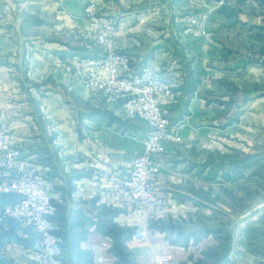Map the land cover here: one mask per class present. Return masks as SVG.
Wrapping results in <instances>:
<instances>
[{
	"label": "rangeland",
	"instance_id": "obj_1",
	"mask_svg": "<svg viewBox=\"0 0 264 264\" xmlns=\"http://www.w3.org/2000/svg\"><path fill=\"white\" fill-rule=\"evenodd\" d=\"M89 7L90 0H0V128L22 159L45 176L33 156H38L33 148L44 129L54 135L55 125L71 123L84 135L81 111L109 113L122 104L94 89L90 81L95 73L81 66L86 57L100 60L108 53L100 38L126 53L132 69L154 41L168 44L165 63H175L183 74L197 71L201 80L173 84L157 69L147 68L172 89L163 102L171 139L155 158L171 151L195 163L193 194L207 213L213 212L206 221L217 226V264L227 263L231 248L229 264H264V112L253 105L252 113L240 114L227 127L229 118L217 108V0H104L93 14ZM105 20L107 28L101 24ZM260 58L264 61V55ZM260 83L264 87V77ZM184 91L197 98L191 116L182 113ZM122 113L123 121L147 127ZM189 124L200 128L186 143L180 130ZM11 220L6 228L16 241L7 251L0 244V257L7 252L14 264H21L28 254L30 264H41L33 255L38 241L31 228Z\"/></svg>",
	"mask_w": 264,
	"mask_h": 264
},
{
	"label": "crops",
	"instance_id": "obj_2",
	"mask_svg": "<svg viewBox=\"0 0 264 264\" xmlns=\"http://www.w3.org/2000/svg\"><path fill=\"white\" fill-rule=\"evenodd\" d=\"M168 46L156 40L148 47L149 52L141 51L140 63H133V74L155 68L169 83L200 82L197 71L183 74L175 63H165ZM263 55L264 0H217V108L229 118L227 127L234 126L240 114L252 113L253 105L259 106L256 112H264V87L260 83L264 77ZM184 92L182 113L191 116L197 98L193 92ZM108 112L81 111V121L87 126L84 135L78 134L71 123L57 129L55 125L54 135L48 129L41 133L38 148L28 145L34 147L33 151L38 149V156H33L45 174L55 207L52 218L61 243L53 263L217 264V226L208 224L206 217L213 212L207 213L206 205L193 194L192 181L198 177L192 175L195 163L191 159L171 151L166 157L153 159L152 172L158 177L156 191L167 199L165 207L150 211L110 203L97 176L102 171L128 174L133 159L143 152L142 137L149 129L119 118L122 104ZM199 128L189 124L180 130L186 143ZM63 151L67 152L62 155ZM27 152L31 155L30 150ZM2 172L0 168V175ZM1 207L0 244L7 251L16 240L6 228L13 221L2 216ZM143 228L148 231L147 241L128 240L135 230ZM231 250L226 264L233 261ZM6 254L0 257V264H14V256ZM24 256L21 264H30V256Z\"/></svg>",
	"mask_w": 264,
	"mask_h": 264
},
{
	"label": "built area",
	"instance_id": "obj_3",
	"mask_svg": "<svg viewBox=\"0 0 264 264\" xmlns=\"http://www.w3.org/2000/svg\"><path fill=\"white\" fill-rule=\"evenodd\" d=\"M104 0H90L89 12ZM105 28L108 22L101 23ZM101 43L108 49L102 58L86 57L81 66L95 73L91 85L103 91L109 99L122 101L126 118L143 120L148 132L143 139V152L136 156L128 174L102 171L98 176L99 187L109 196L110 203L127 209L156 210L168 204L156 191L158 177L152 172L153 159L165 150V142L171 139L169 121L163 102L172 95L168 83L156 72L143 69L133 74L131 60L126 53L113 50L110 41ZM0 196L17 195L19 199L1 207L3 217L18 221L31 228L37 237L38 248L33 255L41 264H51L60 250L57 224L52 218L54 205L47 189L45 176L33 163L22 159L7 132L0 128ZM134 243L148 240L146 228L135 230L129 237Z\"/></svg>",
	"mask_w": 264,
	"mask_h": 264
},
{
	"label": "trees",
	"instance_id": "obj_4",
	"mask_svg": "<svg viewBox=\"0 0 264 264\" xmlns=\"http://www.w3.org/2000/svg\"><path fill=\"white\" fill-rule=\"evenodd\" d=\"M18 199H19V197L16 196V195H2V196H0V205L1 206H4V205H6L8 203H14ZM112 230L114 232H116V229L115 228H113Z\"/></svg>",
	"mask_w": 264,
	"mask_h": 264
}]
</instances>
